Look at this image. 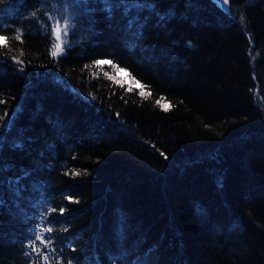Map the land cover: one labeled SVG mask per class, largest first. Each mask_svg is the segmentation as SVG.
I'll list each match as a JSON object with an SVG mask.
<instances>
[{
    "label": "trees",
    "instance_id": "16d2710c",
    "mask_svg": "<svg viewBox=\"0 0 264 264\" xmlns=\"http://www.w3.org/2000/svg\"><path fill=\"white\" fill-rule=\"evenodd\" d=\"M138 3L0 0V264H264V0Z\"/></svg>",
    "mask_w": 264,
    "mask_h": 264
},
{
    "label": "snow or ice",
    "instance_id": "6c2138e0",
    "mask_svg": "<svg viewBox=\"0 0 264 264\" xmlns=\"http://www.w3.org/2000/svg\"><path fill=\"white\" fill-rule=\"evenodd\" d=\"M102 6L105 12L111 16L113 11L117 8L122 9V14L123 15H130L131 11L133 9L140 8L142 5L138 3V0H118V2L114 3L113 0H101ZM224 3H227V0H223ZM50 20L53 21V24L51 26V33L54 36L55 43L52 46L51 50V55L55 58L58 55H62L63 52L65 51V48L63 47V37L67 36V32L70 27V18L69 17H61L60 19H56L53 17H49ZM243 19V18H242ZM61 20H63V25H61ZM137 22L134 19H129L127 22V27L129 30L133 28V25L136 24ZM63 34V37H62ZM5 45H0V47H6L7 46V37L5 36ZM16 40H21V36L18 34L15 36ZM133 39L135 37L133 36ZM23 55V53H21ZM12 59L14 62L18 64H23V61L20 60L19 58L13 56ZM120 62H113V59H104V60H96L94 61V65L99 67L104 64L111 65L113 68H116ZM86 67H91V66H86ZM23 67L19 69V71H23ZM106 76H108L107 73H105ZM109 79H113V77L109 76ZM130 90V89H129ZM143 94V93H141ZM150 94V93H149ZM0 103H3L2 100H0ZM159 103V101L157 102ZM169 107H171L169 105ZM162 110L167 111L168 108H164L162 106ZM7 115V113H6ZM10 123L8 121H5L4 124H0V144L4 142V132L5 130L10 127ZM11 167V165L5 164L3 166V169H0V171H3L7 168ZM68 174V173H66ZM72 175H79V172H74ZM6 183L5 178L0 177V187L4 186ZM4 204V201L2 198H0V207H2ZM54 211V209H53ZM61 214H63V209L60 210ZM44 214L41 213V218L43 221ZM52 228L47 227L43 223L38 225L36 229L33 231L30 243L28 244V248L30 249L29 252H26V256H31L32 253H35L37 257L40 258L41 264H53L52 261H50L49 255L47 252L54 251L51 245L52 238L49 236L47 239L45 238V233H51ZM42 246V247H41ZM47 250V252L45 251ZM33 264H37V262L33 261ZM54 264H60L59 261H55ZM67 264H75L73 260H69Z\"/></svg>",
    "mask_w": 264,
    "mask_h": 264
},
{
    "label": "rangeland",
    "instance_id": "374dc122",
    "mask_svg": "<svg viewBox=\"0 0 264 264\" xmlns=\"http://www.w3.org/2000/svg\"><path fill=\"white\" fill-rule=\"evenodd\" d=\"M61 25H63V23H61ZM0 40H1V37H0ZM118 73H119L120 80L130 82L129 78L126 76V73L124 71H118ZM35 229H36V227H35Z\"/></svg>",
    "mask_w": 264,
    "mask_h": 264
},
{
    "label": "water",
    "instance_id": "95a60500",
    "mask_svg": "<svg viewBox=\"0 0 264 264\" xmlns=\"http://www.w3.org/2000/svg\"><path fill=\"white\" fill-rule=\"evenodd\" d=\"M216 2L217 6L222 10L227 11V3H224L223 0H213Z\"/></svg>",
    "mask_w": 264,
    "mask_h": 264
},
{
    "label": "bare ground",
    "instance_id": "6f19581e",
    "mask_svg": "<svg viewBox=\"0 0 264 264\" xmlns=\"http://www.w3.org/2000/svg\"><path fill=\"white\" fill-rule=\"evenodd\" d=\"M148 259V258H147Z\"/></svg>",
    "mask_w": 264,
    "mask_h": 264
}]
</instances>
